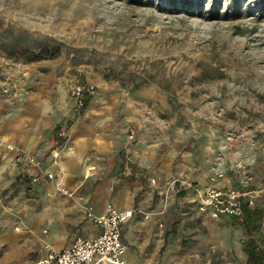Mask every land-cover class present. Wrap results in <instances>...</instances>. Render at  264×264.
<instances>
[{
    "label": "rangeland",
    "instance_id": "374dc122",
    "mask_svg": "<svg viewBox=\"0 0 264 264\" xmlns=\"http://www.w3.org/2000/svg\"><path fill=\"white\" fill-rule=\"evenodd\" d=\"M166 1L0 0V45L8 32L20 34L45 54L27 60L0 46V99L22 102L40 76L66 77L68 87L78 76L96 85L94 96L110 89L138 108L124 144L133 167L141 136L170 137L206 144L209 176L215 166L233 174L231 164L243 159L254 177L257 164L264 170V0ZM68 129L56 130L59 144ZM209 230L229 242L247 236L230 220Z\"/></svg>",
    "mask_w": 264,
    "mask_h": 264
},
{
    "label": "crops",
    "instance_id": "0c3cea01",
    "mask_svg": "<svg viewBox=\"0 0 264 264\" xmlns=\"http://www.w3.org/2000/svg\"><path fill=\"white\" fill-rule=\"evenodd\" d=\"M75 78L79 77L71 80ZM68 82L63 76H40L29 82L22 102L0 99V264H33L48 249L62 250L78 236L98 235L100 227L84 211L87 205L95 213H102L109 204L118 210H135L121 225L127 264H247L249 238L264 251L261 164L251 183L260 190L255 210L261 213L258 229L249 235L243 221L198 212L195 188L209 185V148L202 142L141 136L131 147L133 174L116 178L124 161L128 121L139 110L114 98L112 90L99 89L97 95L87 97L77 115ZM58 128H69L64 145L56 137ZM8 144L39 160L54 177L41 176L33 182L30 177L38 169L15 166L16 151ZM174 177L193 187L178 182L176 189H169ZM220 183L235 184V176L229 172ZM143 211L153 214L145 218ZM229 220L243 227L245 239L238 232L229 242L224 233L209 230Z\"/></svg>",
    "mask_w": 264,
    "mask_h": 264
},
{
    "label": "built area",
    "instance_id": "2783aa9c",
    "mask_svg": "<svg viewBox=\"0 0 264 264\" xmlns=\"http://www.w3.org/2000/svg\"><path fill=\"white\" fill-rule=\"evenodd\" d=\"M69 94L73 107L81 110L86 105L87 97L94 96L96 85L92 82L82 81L80 78L71 80L69 84ZM135 130L131 129L129 141L134 140ZM59 135H65L62 129ZM226 144L221 148L225 149ZM7 147L16 151L13 158V164L19 166L28 164L36 167L38 172L31 175L33 182H38L41 176L52 179L54 174L47 168H43L39 160L33 156L25 155L12 144ZM230 171L237 177L236 183L232 185L221 184L227 177V170L222 166H215L209 176V185L203 188H195L194 202L198 212L207 214L211 218H219L228 215L243 221L245 208L255 209L256 199L260 192L259 189L251 186L253 177L249 174V166L243 159H238L231 164ZM134 168L131 156L128 154L124 158L120 168V174L132 175ZM152 183L155 180L150 179ZM178 182H184L179 177L170 180L168 188L176 189ZM189 187L193 185L186 183ZM63 193L68 190L61 187ZM86 216L100 227L98 235L86 238L78 236L69 247L62 250L48 249L46 253L38 258L33 264H127L124 259V253L127 250V244L122 239L121 225L130 219L135 213L134 209L118 210L109 204L102 213H95L90 205L85 209ZM145 218L153 214L151 211L141 212ZM48 246V245H46Z\"/></svg>",
    "mask_w": 264,
    "mask_h": 264
},
{
    "label": "trees",
    "instance_id": "16d2710c",
    "mask_svg": "<svg viewBox=\"0 0 264 264\" xmlns=\"http://www.w3.org/2000/svg\"><path fill=\"white\" fill-rule=\"evenodd\" d=\"M169 4V0L166 4ZM176 7L178 6V1L175 0ZM184 2H182L183 4ZM180 5V4H179ZM185 7V6H184ZM7 40L1 42L0 45L2 49L9 56H22L27 60H39L45 57V54L37 53L35 49L24 45L23 38L20 34H6ZM49 51L48 49L45 52ZM56 49L50 51L51 54L55 53ZM260 210L247 209L245 208V215L243 219V226L247 234L251 235L253 230L258 229V218L260 216ZM245 253L247 255V264H262L264 262V251L258 249V245L253 238H249L245 245Z\"/></svg>",
    "mask_w": 264,
    "mask_h": 264
}]
</instances>
